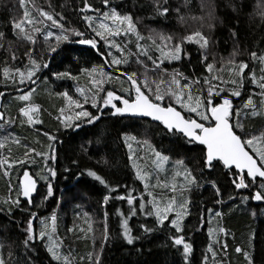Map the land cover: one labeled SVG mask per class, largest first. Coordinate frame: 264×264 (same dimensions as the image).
<instances>
[{
	"label": "trees",
	"instance_id": "obj_1",
	"mask_svg": "<svg viewBox=\"0 0 264 264\" xmlns=\"http://www.w3.org/2000/svg\"><path fill=\"white\" fill-rule=\"evenodd\" d=\"M30 2L32 6L29 10L33 17L40 18L36 9L53 13L57 20H60V16L56 15L59 13L65 18L60 22L66 28H76L85 32L87 36L95 34L87 27L83 15H91L94 18V24L98 25L103 20L101 13L109 10L102 5L101 0H87L94 9H100V12L91 11L88 13L80 12L84 6V0H30ZM49 2L51 7H49ZM153 3L154 0H110V6L116 7L122 15L132 14L139 33L146 38L139 43L149 48V55L153 59L159 61L162 54L147 39L149 35L157 38V43L161 46L164 42L158 39L160 35L173 38L171 42H168L169 48L176 43L182 44L181 59L179 61L164 59L158 72L151 71L155 67L152 61L142 55L139 57L147 65L150 78L154 79L155 74H159L160 79L167 82L170 75L177 71L183 74V76L177 77L180 79L181 85L196 78L203 80L211 75H219L222 80L227 81L231 78L229 71L231 66L228 61L230 59L237 62L242 60L248 63L249 67L245 70L241 96L232 98L234 108L242 107L249 96L257 105H260L261 98L258 95L260 89L250 83L249 76L250 72H255L259 79L262 75L261 69L264 68V64L259 59H253L250 55L253 51L258 56L264 55V15H262L264 14V0H167L166 5L163 4V0H160L162 6L169 9L166 16L158 15L153 8ZM12 23V21L6 20L0 11V31L5 33L7 41H15L14 50L17 52V59L13 62L6 51L7 44H5V49H0V93H3L0 98L2 112L6 117L0 125L2 127L0 129L1 140L6 143L5 148H0V158L8 156L13 161L18 160L24 157L25 145L28 149H35V153H32L35 162L30 160L23 166L18 165L9 169L12 174L8 179H11L17 191L20 176L24 170L28 169L39 182H42H40L38 193L31 205L20 198L19 207L22 210H19L10 203H2L8 199L9 187L4 180V167L0 166V209H3L0 211V245L3 246L0 247V256L3 257L5 264H56L55 261L50 262V255L45 249L46 241H37L35 250H29L24 246L23 240L26 238L24 229L27 227L30 213L36 214L33 226L37 232L42 227L41 221H47L53 214L56 215V231H58L57 236H60L63 244L64 255L69 256L71 264L74 263L71 255L74 256L76 264H91L88 256L89 253H92L94 258L93 233L90 229V217L83 212L78 204V201L85 200L81 199L80 193L96 205V212L99 213L102 220L100 239L97 243L101 244L103 241L104 227L105 224L107 225L109 239L104 245L101 264H182L180 253L168 242L170 233L159 230L145 235L140 229L139 225L142 223L152 227L154 217H147L141 213L131 217L129 227L132 229L133 235H139L141 239L133 245L126 243L122 236L123 217L118 215V211L123 212L125 216L129 215V208L132 206L128 205L126 200L109 199L107 219L105 220L103 200L106 195H109V190L93 177L88 176V170L95 171L110 186L118 188L117 192L111 193L112 196L130 194L136 198L138 203L142 201L140 200L141 196L145 199L149 197L147 207H151L152 196L148 195V192L144 190L143 183L136 177L132 157L130 158L129 154V143L125 141V135L142 136L143 139L140 140L147 141V144L145 143L147 145L146 155L149 149L150 160H155L153 148L155 151L169 156L171 161L184 160L185 165L193 170V174L200 182V187H193L191 192L183 193L184 197L190 198L192 201L189 205L190 215L185 219L184 225L188 226L190 223V227L195 226V228L201 229L200 232L194 233L195 239L191 235L192 229L185 231L186 239L193 247L191 264H203L205 256L208 257L207 264H227L226 258L224 256L221 258L222 255L217 252V246L221 247V244L225 242L227 243L226 254L231 256L232 264H248L243 252L251 253L253 264H264V202L255 203L254 199H251L252 192L248 189H236L232 184L233 173L223 168L222 165H218L214 170L205 169L201 172L199 170L202 164L200 157L205 151L204 146L190 145L182 136L168 134L160 123L147 119L112 115L111 112L114 110L103 107L102 98L107 91H114L117 95L128 98V93L123 91L129 87L127 78L124 76L126 70L137 71L141 78L145 72V68L136 63V56L129 55L131 53L129 49L133 54L140 51L136 47L135 35L124 36L122 34L115 38L109 37L108 42L96 37L99 52L91 47L63 43L56 53L49 54L44 52L47 44L44 42L43 32L37 35L36 45H31L27 41L17 39ZM44 23L49 26L44 29L45 32L53 31L59 34V29L51 26V21L45 20ZM196 32L209 38L210 43L207 49L201 48L195 42L197 38L192 41L185 39L188 36H193ZM233 32L236 33L235 37L232 35ZM73 39L79 38L73 37ZM49 43L54 44V38ZM110 43L119 47H110ZM32 48L36 49L33 56L37 60L41 59V54L44 59L51 56V59L48 60V68H43L33 78L36 83L20 84L18 75L15 76V84L12 80H6L3 76L5 66L13 69V72L16 68L26 71L29 61H26L27 56L24 53ZM167 50L168 48H165V51ZM234 51L238 53L236 56H233ZM100 53L107 54V60ZM205 54L208 55L207 61L203 60ZM123 57L129 59L128 64L122 63L119 66L110 64L113 58L122 59ZM4 61H7V64ZM25 62L26 65L22 66ZM207 63L214 64L213 73L206 71ZM93 67H97V73L88 74L82 71V69ZM101 68L107 74L103 77L105 82L101 85L104 91L99 93L100 108L103 109V112L101 113L94 107V109H89L93 115H100V119L92 124L81 120L78 122L80 125L78 128L75 126L64 127L62 123L64 117L69 116V113H72L76 107L75 105L70 106L68 97L63 96L62 93L67 92L69 97L83 104L84 96L91 98L95 91L96 86L91 83V80L99 78ZM164 69L167 70L168 75H165ZM65 71L71 72L78 79L56 78L55 73ZM109 76L110 80L107 78ZM184 77H187L188 81H185ZM213 83H219V81ZM161 87L166 88L167 83ZM231 87L227 83L222 84V95L225 93L230 95ZM34 88L35 91L32 93L30 101L18 99ZM78 89L84 90L83 95ZM125 93L126 95H124ZM167 102L166 97L165 103ZM90 105L92 107L89 99ZM28 106L39 108V111L33 116L35 120L42 121L41 123L27 122L21 109ZM174 106L183 111L179 105ZM60 109L65 110L63 114ZM246 128L250 133L264 131V119L259 117L248 119ZM45 133L56 136L57 140L49 141ZM17 138L20 140V145L13 142ZM132 142L135 144L134 141ZM50 144L54 149L56 159L48 160V165L55 169L57 173L55 177H48L44 166L45 158L36 155V153H49ZM41 176L49 178L53 189V195L46 199L47 186L40 179ZM162 178L164 179L163 176ZM162 181L161 177L157 178L155 175L151 177L149 191L153 190L152 193L162 194L168 192L169 188ZM211 181H215V186L220 189L219 196L216 195ZM73 182L75 183L71 186ZM75 187L76 191L73 192ZM62 188L67 191V201L65 202H59V191ZM16 191L11 193L14 198ZM180 193H167L170 195L157 199L166 200L168 197L177 196ZM230 196L233 199H229ZM39 197L44 199V204L38 205L35 202ZM244 197H248V199H243ZM218 199L222 203H217ZM9 207H12L11 213L8 212ZM218 211L222 213L221 216H211V213L215 214ZM198 226L200 227L198 228ZM209 228L213 230L223 228L227 235L218 231H215L214 235H210ZM218 237L219 243H216ZM209 246L217 252L215 257L208 251ZM235 247L241 248L242 252L235 253L233 251ZM222 251L225 254L224 250ZM211 257L212 259H210Z\"/></svg>",
	"mask_w": 264,
	"mask_h": 264
},
{
	"label": "snow or ice",
	"instance_id": "obj_2",
	"mask_svg": "<svg viewBox=\"0 0 264 264\" xmlns=\"http://www.w3.org/2000/svg\"><path fill=\"white\" fill-rule=\"evenodd\" d=\"M22 6H24L23 17L19 21H13L12 26L15 30V35L18 40L27 41L31 45H36L37 35L44 33V42L47 44V48L44 49L45 53H56L63 43H77L80 45H89L91 48L98 49V40L96 37H99L102 40L108 42L109 37H118L122 34L124 36L135 35L137 39L136 47L140 49L139 53H129V55L136 56V63L140 64L145 68V72L141 75H138L137 71L126 70L124 76L127 78L129 87L123 89L124 92L128 93V98H124L121 95H117L114 91H107L106 95L102 98V104L104 108H111L112 115L125 116L126 114L131 116L139 117H151L153 121L159 122L163 125L164 129L168 134L173 136H182L186 142L190 145H202L205 148L202 156L200 157L202 164L200 171L203 172L205 169L214 170L218 165H222L223 168L228 169L233 173L232 184L236 189H248L252 192L251 199L255 201H264V131L258 133H250L246 128V120L251 118L259 117L264 119V68L261 69L262 75L257 79L255 72H250L249 81L252 84H255L260 92L258 95L261 98L260 105H257L252 97L249 96L246 102L242 107L234 108L233 99L241 96V91L244 87L245 80V70L248 69V63L244 61L237 62L234 59L228 61L229 71L231 73V78L227 81L221 79L219 75H211L205 77L203 80L200 78L193 79L188 81L187 77H184L185 81H188L181 85L180 79H177L178 76H183L182 73L174 71L170 75V79L166 82L164 79H152L148 76L149 69L147 65L139 59L142 55L148 60L152 61V64L155 66L151 71L158 72L160 70V64L163 63L164 59L169 61H179L181 59V53L183 52V47L181 43L173 44L170 48L168 47V42L172 41L171 36L164 37L160 35L158 39L163 43V46L157 43V38L149 35L148 40L151 41L153 46H156L157 50L161 52L162 58L157 61L149 55V48L140 44L139 41L145 40L146 38L139 33L137 23L134 21L132 14H121L116 7L110 6V0H101L103 6L107 7L109 10L102 12L101 15L103 20L98 24H94V18L91 15H83V20L87 23V27L95 34L94 36H87L85 32L79 31L76 28H66L60 20L65 18L57 13L56 15L60 16V20H57L53 13L44 11L43 9H36L40 18L33 17L30 14V10L26 6V0H20ZM163 4H167V0H163ZM35 8V5H33ZM49 7L51 3L49 2ZM153 8L155 9L158 15L166 16L169 9L166 6H162L160 0H154ZM91 11L100 12V9H94L87 0H84V6L80 9L82 13H88ZM178 11V10H177ZM264 15V14H262ZM51 21V26H54L59 29V34L54 33L53 31H44L45 28L49 27L45 25L44 21ZM110 21V23H106ZM233 37L236 36V33H232ZM73 37H78L79 39H73ZM55 40V43H49L51 40ZM194 38L196 43L200 45L201 48L207 49L209 47V38L204 36L200 32L194 33L193 36H188L185 39L192 41ZM5 44H7L6 51L9 53L12 60L17 59L16 51L14 50L15 41H7L5 33L0 31V49H5ZM110 47H119L114 43H110ZM165 48H168L165 51ZM36 51L35 48H32L29 51L24 53L28 57L29 66L26 68V71H21L19 68H16L13 72V69L5 66L3 69V76L6 80H12L15 84V76H19V83L24 84L30 82L32 84L36 83V80L33 79L36 77L37 73L43 68H48V60L51 59V56H48V59H44L43 54H41V59L37 60L33 53ZM123 51V49H121ZM238 53L233 52V56H236ZM100 55L105 56L107 60V54L100 53ZM253 59H259L262 64H264V55L258 56V54L253 51L250 53ZM203 60H208V55L203 56ZM7 64V61H4ZM128 64L129 59L123 57L122 59L113 58L110 61L111 65L119 66L121 64ZM206 71L208 73H213L214 64L207 63L205 65ZM84 73L92 74L97 73V67L91 69H82ZM165 75H168L167 70H163ZM107 74L103 72L102 68L99 72V78L91 80V83L96 86L95 91L91 98L84 96L83 104L89 103L91 100L92 107L97 108L101 113L103 109L100 108L101 98H99V93L104 91L101 85L105 82L103 77ZM57 79H72L77 80L78 77L73 76L71 72H58L55 73ZM108 80L111 77H107ZM214 81H219V83H213ZM167 83L166 88H162V85ZM231 85L230 95L225 93L222 95L223 89L221 88L222 84ZM207 85V87H205ZM198 86V87H197ZM83 95L84 90L78 89ZM35 89H31L29 92L21 95L18 99L22 101H30L32 93ZM91 91V89H90ZM134 93V95H133ZM63 96L68 97L70 101V106L75 105L76 108L80 109L75 112L74 116H65L62 123L64 127H80L79 124H74L76 120H84L88 124H92L95 121L100 119V115H93L90 111H87L83 108V104L80 101L73 100L68 96L67 92L62 93ZM3 96V93H0V97ZM167 97V103H165ZM219 98V101H217ZM174 105H179L183 111H178ZM38 107H24L21 109L22 114L27 118L28 123H41L34 119L33 114L38 112ZM64 109H60V112L63 114ZM3 113H0V120H3ZM59 119V117H58ZM11 123V121H9ZM49 141H56L57 137L54 135H48ZM125 141L135 140L134 136L125 135ZM13 142L17 145H20V140L14 139ZM144 143L147 144V141ZM6 143L0 141V148H5ZM26 151L23 158L18 160H11L10 157L5 156L0 158V166L4 167L3 175L6 177L11 176L9 169L15 167L16 164L25 165L31 160L35 162L32 157V153H35V149H28L27 146H24ZM151 147V146H150ZM129 148L131 145L129 144ZM156 164L158 169H162L164 164L169 161L170 157L163 155L162 153L152 149ZM44 157V166L45 170L48 173V177H55L57 175L55 169L48 165V160L54 161L56 159L54 154V149L52 145H49V153H36ZM175 166L180 170L175 172V176H183L184 185L180 193L181 198L177 199L176 195L168 197L166 200L161 198L157 199L151 191H148L149 184H144V190L148 191V195L152 196L151 207H147L145 203H138L136 198L132 195H116L112 196L111 193L118 191L117 187H112L108 182L95 171L88 170L87 175L93 177L101 185L109 190V195L104 197L103 203L107 205L109 199L116 200H126L128 205L132 206L129 208V215L125 216L123 212L118 211V215L123 217L122 220V236L128 245H133L137 240L141 239L139 235H133L132 229L129 227V219L142 212L147 217H154L153 226L149 227L146 223L139 225L142 232L147 235L150 233H155L159 230H165L170 233L168 236V242L171 247L175 248L182 257V264H191V254L193 252L192 244L186 239L185 233V218L190 215L189 205L192 203L190 198L183 196V192H191L192 187H200V182L197 180V177L193 174V170L187 167L184 163V160H178L175 162ZM133 167H137L134 163ZM68 171V169H65ZM137 177L140 180H146L147 173L141 174L140 171L136 173ZM48 177L41 176L40 179L45 180L47 186V192L45 199L53 195V189L50 180ZM213 187L215 188L216 195H220V189L215 186V181H211ZM127 187V186H125ZM11 190V184L9 185ZM171 190L173 193L177 192V186L175 183L171 185ZM37 191V180L29 174L28 171L22 173V180L18 185L16 191V196L14 199L11 197L5 199L2 203L11 204L19 208L21 204V197L25 198V202L28 204L32 203L33 193ZM143 196L140 197V200H144ZM233 199V197H229ZM243 199H248L244 197ZM217 203H222L221 200H217ZM3 211V209H0ZM12 207L8 208V212L11 213ZM211 211V210H209ZM216 216H221L222 213L216 212ZM36 219L35 213L29 214V219L27 221V227L24 229L26 238L23 240V244L29 250H35V244L37 241H45L46 252L50 255V262L55 261L56 264H71L70 258L67 255H62L60 249L62 247V242L54 239V234L56 232V215L50 217V225L46 221H41V229L39 232L33 226V221ZM107 219V212H105V220ZM83 231V229H81ZM210 235H214L215 231L224 233L227 235V232L223 228L218 230H213L212 228L208 229ZM107 225L105 224L103 232V242L108 241ZM219 243V240L216 241ZM95 244V241H93ZM0 247H3L0 245ZM222 250L225 254L227 251V243L221 244ZM208 251L212 253V256L215 257L217 253L209 246ZM237 253H241L242 249L237 247L235 249ZM103 253V248L99 250V253L95 254L93 259V254L89 253V260L91 264H100V255ZM245 259L248 261V264H253L251 253L243 252L242 253ZM208 257L205 256L203 264H207ZM0 264H5V261L2 256H0Z\"/></svg>",
	"mask_w": 264,
	"mask_h": 264
},
{
	"label": "rangeland",
	"instance_id": "obj_3",
	"mask_svg": "<svg viewBox=\"0 0 264 264\" xmlns=\"http://www.w3.org/2000/svg\"><path fill=\"white\" fill-rule=\"evenodd\" d=\"M26 2H27V8L29 9L30 8V6H32L31 4V2H30V0H26ZM0 11H1V14H3L4 16H5V19L6 20H9V21H19L22 17H23V12H24V6H22L21 5V3H20V0H0ZM101 19V18H100ZM106 23H108V22H106ZM37 47V46H36ZM17 48V47H16ZM15 49V48H14ZM129 51L132 53V51L129 49ZM17 53V52H16ZM35 53V52H34ZM34 53H33V55H34ZM11 61H15V60H12L11 59ZM19 61H21V60H19ZM26 61L28 62V57L26 58ZM18 63V62H17ZM23 65H26V62L25 63H23L22 64V66ZM18 78H19V76H18ZM154 79H157V80H159L160 79V75L159 74H155V77H154ZM35 89V88H34ZM124 95H126V93L124 94ZM133 95H134V93H133ZM83 108L85 109V110H87V111H89V109L90 108H93V107H91V105L89 106V103H87V104H84L83 105ZM94 109V108H93ZM107 109H110L111 110V108L109 107V108H107ZM80 109H78V108H74L73 109V112L72 113H69V116H74L75 115V112H77V111H79ZM6 119V117L4 116V119L3 120H5ZM2 120V121H3ZM142 120V119H141ZM2 121L0 122V125L2 124ZM79 121H81V120H76L75 122H74V124H78V122ZM142 122H145V121H142ZM150 124H153V123H151V122H149ZM2 127L0 126V129H1ZM5 136V135H4ZM136 139L135 140H131V141H128V143L131 145V148H130V150H129V154H130V158L132 157V164H136L137 165V167H133L134 168V171H135V174L137 173V171H140L141 172V174L143 175V174H145V173H147L148 175H147V178H146V180H140V182H142L143 183V185L145 184V183H148L149 184V179L151 178V177H153L154 175H155V177H157V178H159V177H161V179L163 180L162 181V183L165 185V186H167V188H169V191L168 192H165V193H153V195H157L156 196V198H160V197H164V196H168V195H170V194H167V193H171L172 192V190H171V185L173 184V183H175L176 184V186H177V192L178 193H180L181 192V190H182V186L184 185V180H183V176H175V172L176 171H179L180 169L178 168V167H176L175 166V162L176 161H171V160H169V161H167L165 164H164V166H163V168L162 169H158L157 167H156V164L154 163V161L155 160H150V158H149V149H148V154L146 155V144L144 143V142H142L140 139H143V137L142 136H139V135H135L134 136ZM2 139V137H0V141H2L1 140ZM132 141H134L135 142V144H133V142ZM19 164H17V165H15V167L16 166H18ZM46 176V175H45ZM162 176L164 177V179L162 178ZM136 177H137V175H136ZM138 178V177H137ZM49 179V178H48ZM4 180H6V184L8 185V187H9V185L11 184V190H10V188H8V199L11 197L12 199H14V197H12L11 196V193H12V191H16L15 190V187H14V185H13V182L11 181V179L9 178L8 179V177H6L5 176V179ZM38 182H39V180H37ZM40 182H42V181H40ZM40 182H39V185H40ZM43 182H45V180H43ZM74 183L75 182H73V183H71V186H73L74 185ZM45 184H46V182H45ZM150 186H151V184H149V188H150ZM193 188V187H192ZM74 191H76V187L73 189V192ZM148 191H149V189H148ZM147 191V192H148ZM151 192H154L153 190H151ZM184 192H187V191H184ZM183 192V193H184ZM37 193H38V191H37ZM36 193V194H37ZM59 202H65V201H67L66 200V198H67V191H64L63 190V188L62 189H60V191H59ZM77 193V192H76ZM80 193V192H79ZM188 195V194H187ZM36 196V195H35ZM34 196V197H35ZM80 197H81V199H85V200H81V201H78V204H79V206H80V208L83 210V212H85V214L88 216V217H90V221L92 222H90V229H91V231H92V233H93V241H95V244H93V247H94V258H95V254H97V253H99V250L101 249V248H103V250H104V245H105V243L102 241L101 242V244L100 243H97V241L100 239V232H101V230H100V226L102 225V220H101V218L99 217V213H97L96 212V205H94L91 201H90V199H87V197H85L82 193H80ZM181 197H180V195H177V199H180ZM34 199V198H33ZM38 205H41L42 203L44 204V199L43 198H41V197H39V199H36V201H35ZM139 203H145L146 204V206H148V204H149V197H148V199H144V200H142V201H140ZM108 205H105L103 208H104V210H105V212H107L108 211ZM19 210H22V208L21 207H19ZM98 210V209H97ZM218 212H220V211H218ZM138 213H141V214H144V213H142V212H138ZM221 213V212H220ZM211 216L212 217H214L215 216V214H213V213H211ZM188 217V216H187ZM187 217L185 218V219H187ZM216 217V216H215ZM189 219V218H188ZM185 221V220H184ZM46 222H48L49 223V225H50V223H51V221H50V218L49 219H47V221ZM105 224V223H104ZM191 226V224L189 223L188 224V226L187 225H185V231L186 230H190V229H192V236H193V238L195 239V237H194V233L195 232H200L201 231V229H197V228H195V226H193V227H190ZM200 226H198V228H199ZM57 233H58V231H56L55 232V234H54V239L55 240H57V241H61L60 240V236H57ZM99 233V234H98ZM59 234V233H58ZM98 234V235H97ZM217 240H219V237L217 238ZM46 241V243H47V240H45ZM95 246H96V248H95ZM63 244H62V247H61V249H60V251H61V253L64 255V250H63ZM237 247H235V249H236ZM235 249L233 250L235 253H237L236 251H235ZM216 252V251H215ZM217 252L219 253V254H221L222 255V257L221 258H223V256L226 258V260H227V264H232V259H231V256L228 254H224L223 253V251H222V249H221V247L220 246H217ZM216 252V253H217ZM102 255V254H101ZM101 255H100V264L102 263V257H101ZM93 258V259H94ZM71 259H72V261H74V263L73 264H76L75 263V259H74V256H72L71 255ZM210 259H212V257L210 258ZM245 262H247V261H245ZM214 264H216V263H214Z\"/></svg>",
	"mask_w": 264,
	"mask_h": 264
},
{
	"label": "water",
	"instance_id": "obj_4",
	"mask_svg": "<svg viewBox=\"0 0 264 264\" xmlns=\"http://www.w3.org/2000/svg\"><path fill=\"white\" fill-rule=\"evenodd\" d=\"M75 44H77V43H75ZM77 45H79V46H83V47H91V46H89V45H80V44H77ZM178 111H180L179 109H177ZM0 113H3L2 112V100H1V98H0ZM3 116H4V114H3ZM125 117H130V118H133V119H147V120H151L152 122H155V123H159V122H157V121H153L152 119H151V117H139V116H131V115H128V114H126L125 115ZM2 120H0V122H1ZM24 171H28L29 172V174L30 175H32L33 176V178L34 179H36L35 178V176L31 173V171L30 170H28V169H26V170H24ZM23 171V172H24ZM22 180V174H21V176H20V180H19V184H20V181ZM37 180V179H36ZM39 182L37 181V191H38V189H39ZM37 191L35 192V193H33V196H32V201H33V198H34V196L36 195V193H37ZM23 200H25V198H23V197H21ZM255 201V200H254ZM264 201H255V203H257V204H259V203H263ZM32 204V203H31ZM30 204V205H31Z\"/></svg>",
	"mask_w": 264,
	"mask_h": 264
},
{
	"label": "flooded vegetation",
	"instance_id": "obj_5",
	"mask_svg": "<svg viewBox=\"0 0 264 264\" xmlns=\"http://www.w3.org/2000/svg\"><path fill=\"white\" fill-rule=\"evenodd\" d=\"M240 104H242V101H240ZM235 107V106H234Z\"/></svg>",
	"mask_w": 264,
	"mask_h": 264
},
{
	"label": "bare ground",
	"instance_id": "obj_6",
	"mask_svg": "<svg viewBox=\"0 0 264 264\" xmlns=\"http://www.w3.org/2000/svg\"><path fill=\"white\" fill-rule=\"evenodd\" d=\"M128 118H130V117H128ZM92 223V222H91ZM22 253V252H21Z\"/></svg>",
	"mask_w": 264,
	"mask_h": 264
}]
</instances>
